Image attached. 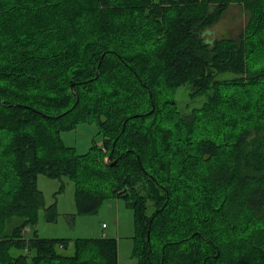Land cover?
<instances>
[{
  "label": "trees",
  "instance_id": "16d2710c",
  "mask_svg": "<svg viewBox=\"0 0 264 264\" xmlns=\"http://www.w3.org/2000/svg\"><path fill=\"white\" fill-rule=\"evenodd\" d=\"M233 3L243 32L205 39ZM41 174L83 214L123 198L136 264H264V0H0V264H119L114 238L25 237Z\"/></svg>",
  "mask_w": 264,
  "mask_h": 264
},
{
  "label": "rangeland",
  "instance_id": "374dc122",
  "mask_svg": "<svg viewBox=\"0 0 264 264\" xmlns=\"http://www.w3.org/2000/svg\"><path fill=\"white\" fill-rule=\"evenodd\" d=\"M249 18L250 14L242 5L233 3L204 38L209 41L215 38L237 39ZM189 89L182 86L175 92L178 109L184 113L201 107L205 101L202 97L191 100ZM97 132L96 124L85 123L61 132V138L66 146L74 148L78 154H85L93 142L102 146ZM37 187L43 193L44 207L39 209L35 225L26 228L27 239L35 234L44 239H69L71 242L75 239L114 238L118 242L119 264H136L138 257L134 255V248L138 236L135 215L123 198L107 199L96 213L83 214L78 210L75 185L69 178H49L41 174ZM51 206L53 210H50Z\"/></svg>",
  "mask_w": 264,
  "mask_h": 264
},
{
  "label": "water",
  "instance_id": "95a60500",
  "mask_svg": "<svg viewBox=\"0 0 264 264\" xmlns=\"http://www.w3.org/2000/svg\"><path fill=\"white\" fill-rule=\"evenodd\" d=\"M148 240H149V236H148Z\"/></svg>",
  "mask_w": 264,
  "mask_h": 264
}]
</instances>
